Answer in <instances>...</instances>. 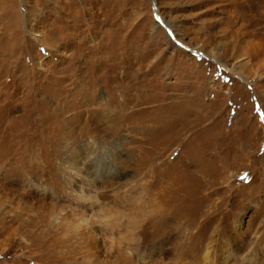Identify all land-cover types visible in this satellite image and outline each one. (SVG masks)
<instances>
[{
	"label": "rangeland",
	"instance_id": "rangeland-1",
	"mask_svg": "<svg viewBox=\"0 0 264 264\" xmlns=\"http://www.w3.org/2000/svg\"><path fill=\"white\" fill-rule=\"evenodd\" d=\"M0 264H264V0H0Z\"/></svg>",
	"mask_w": 264,
	"mask_h": 264
},
{
	"label": "bare ground",
	"instance_id": "bare-ground-1",
	"mask_svg": "<svg viewBox=\"0 0 264 264\" xmlns=\"http://www.w3.org/2000/svg\"><path fill=\"white\" fill-rule=\"evenodd\" d=\"M247 259V258H246Z\"/></svg>",
	"mask_w": 264,
	"mask_h": 264
}]
</instances>
